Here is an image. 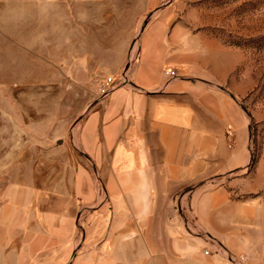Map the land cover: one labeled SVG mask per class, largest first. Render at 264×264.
<instances>
[{
    "label": "crops",
    "instance_id": "1",
    "mask_svg": "<svg viewBox=\"0 0 264 264\" xmlns=\"http://www.w3.org/2000/svg\"><path fill=\"white\" fill-rule=\"evenodd\" d=\"M156 5V0H0V54L10 51L0 61H37L47 68L50 61H78L82 83L100 77L117 83L124 76L107 96L82 109L73 128L75 148L104 179L110 212L106 234L86 233L73 264H122L135 241L144 242L146 252L154 250L146 243L157 239L147 236L174 204L192 210L203 224L209 222L203 210L223 222L218 212L226 194L223 180L235 186L248 161L242 109L217 88L234 76L240 61L179 57L178 27L170 26L168 14L154 12ZM225 88L233 93V86ZM1 148L0 264L67 259L76 245L72 213L31 212L36 191L30 171H22L21 184L12 180L18 171H4L3 162L17 155L8 153L4 160ZM4 173L12 178L4 180ZM61 197L67 211L76 207L70 194ZM212 229L222 231L215 224ZM184 260L199 264L193 252Z\"/></svg>",
    "mask_w": 264,
    "mask_h": 264
},
{
    "label": "rangeland",
    "instance_id": "2",
    "mask_svg": "<svg viewBox=\"0 0 264 264\" xmlns=\"http://www.w3.org/2000/svg\"><path fill=\"white\" fill-rule=\"evenodd\" d=\"M156 3L154 12L168 14L172 18L170 26L178 27L179 57L191 61H240L234 76L217 88L234 97L242 109L247 123L248 161L237 174L235 186L230 184L232 180H223L226 194L218 210L223 222L217 223L212 211L203 210L209 221L203 224L192 210L177 209L174 204L162 211L158 225L153 226L155 234L147 236L157 239L146 243L154 250L146 252L145 243L135 241L131 244L134 250L121 256L122 264H143L140 261L144 258L145 264H186L187 252H193L199 264H232L230 256H243L244 264H263L264 0ZM152 15L145 14V24ZM136 37L129 44L130 50L135 47ZM9 54L6 50L0 57L4 59ZM27 62L0 61L1 151L4 160L8 153L17 155L15 161L3 162V170L18 171L13 178L4 173V177L8 175L4 180L12 178L21 184L22 171L29 170L36 191L31 212L37 217L56 209L71 212L76 221V245L67 259L35 257L23 264H73L85 234L105 235L110 218L104 204V179L89 157L75 148L72 139L79 113L99 100L98 87L105 78L80 82L78 61H50L48 68L37 61L34 65ZM226 86H233V93ZM65 193L76 200L73 210L64 208L61 195ZM48 194L50 198L42 201ZM213 224L222 231H214Z\"/></svg>",
    "mask_w": 264,
    "mask_h": 264
},
{
    "label": "built area",
    "instance_id": "3",
    "mask_svg": "<svg viewBox=\"0 0 264 264\" xmlns=\"http://www.w3.org/2000/svg\"><path fill=\"white\" fill-rule=\"evenodd\" d=\"M164 74L168 75L169 77H174L175 76V73L173 71H165ZM121 80H124V76H122ZM115 87H116V83L111 78H107L105 80V82L102 83L98 87L99 100H101L103 97L107 96ZM227 136H230V133H227ZM204 254L207 255L208 252L205 251ZM228 259H229V261L232 264H244V259L245 258L243 256H240V257H237V258L230 256Z\"/></svg>",
    "mask_w": 264,
    "mask_h": 264
},
{
    "label": "water",
    "instance_id": "4",
    "mask_svg": "<svg viewBox=\"0 0 264 264\" xmlns=\"http://www.w3.org/2000/svg\"><path fill=\"white\" fill-rule=\"evenodd\" d=\"M234 99V97H232Z\"/></svg>",
    "mask_w": 264,
    "mask_h": 264
}]
</instances>
